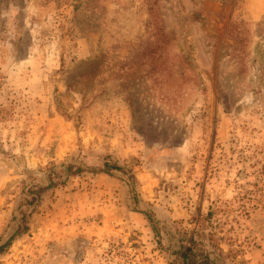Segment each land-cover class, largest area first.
<instances>
[{
    "label": "rangeland",
    "instance_id": "rangeland-1",
    "mask_svg": "<svg viewBox=\"0 0 264 264\" xmlns=\"http://www.w3.org/2000/svg\"><path fill=\"white\" fill-rule=\"evenodd\" d=\"M190 237L264 264V0H0V264Z\"/></svg>",
    "mask_w": 264,
    "mask_h": 264
},
{
    "label": "trees",
    "instance_id": "trees-1",
    "mask_svg": "<svg viewBox=\"0 0 264 264\" xmlns=\"http://www.w3.org/2000/svg\"><path fill=\"white\" fill-rule=\"evenodd\" d=\"M208 214H210V212ZM189 241L191 242L190 245H180L178 250V257L180 261L173 264H216L208 257L207 254L198 249V243H196L192 237H190Z\"/></svg>",
    "mask_w": 264,
    "mask_h": 264
}]
</instances>
